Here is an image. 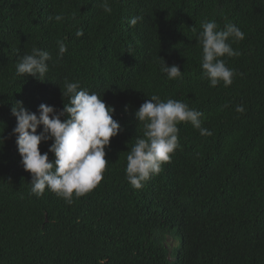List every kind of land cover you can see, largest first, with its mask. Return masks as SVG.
<instances>
[{"label":"trees","instance_id":"1","mask_svg":"<svg viewBox=\"0 0 264 264\" xmlns=\"http://www.w3.org/2000/svg\"><path fill=\"white\" fill-rule=\"evenodd\" d=\"M101 3L0 0V264H264V0H109L111 14ZM58 14L62 22L50 19ZM133 17L143 19L133 27ZM206 20L245 33L232 43L241 55L223 58L238 73L228 87H212L201 67ZM33 47L52 57L46 81L16 74ZM162 59L183 78L168 79ZM65 79L101 95L123 128L105 149L103 180L71 205L32 193L11 135L13 103L60 112ZM152 95L200 111L213 134L179 124L181 147L136 189L126 156L143 135L135 113Z\"/></svg>","mask_w":264,"mask_h":264},{"label":"clouds","instance_id":"2","mask_svg":"<svg viewBox=\"0 0 264 264\" xmlns=\"http://www.w3.org/2000/svg\"><path fill=\"white\" fill-rule=\"evenodd\" d=\"M101 7L105 13L111 14L109 0H102ZM50 19L62 22L64 17L58 14ZM142 19L133 17L129 24L134 27ZM201 28L198 37L202 47L201 67L212 87L221 82L228 87L238 73L229 68L223 58L241 55L234 50L232 43L243 40L245 33L235 24L225 23L220 29L215 21L207 20L201 24ZM76 36H84L83 29H78ZM57 45L58 58L62 59L67 46L59 40ZM50 60L52 57L48 52L33 47L30 54L24 55L16 63V74L46 81ZM162 61L161 71L168 79L183 78L178 65L168 66ZM61 88L67 103L60 112L54 106L40 104L37 114L25 108L22 101H15L12 115L17 125L11 135L15 136L24 169L32 174V193L42 196L47 189L71 205L74 197L85 196L103 180L109 165L105 149L123 128L113 118L115 108L107 105L98 93L81 87L78 81L67 79ZM235 111L244 113L246 109L243 105H237ZM135 116L143 125V135L137 136L135 144L128 151L125 172L127 181L136 189L158 175L162 165L169 163L172 155L181 147L179 124L190 123L202 136L213 134L203 127V113L171 98L164 101L152 95L139 107ZM41 126L43 129L38 133ZM48 141L52 143L48 151L42 154L40 145ZM49 153L54 154V160L49 159Z\"/></svg>","mask_w":264,"mask_h":264},{"label":"rangeland","instance_id":"3","mask_svg":"<svg viewBox=\"0 0 264 264\" xmlns=\"http://www.w3.org/2000/svg\"><path fill=\"white\" fill-rule=\"evenodd\" d=\"M171 245H174L175 246V243L172 241V239H170V242H169ZM179 242L177 243V245L179 246Z\"/></svg>","mask_w":264,"mask_h":264}]
</instances>
